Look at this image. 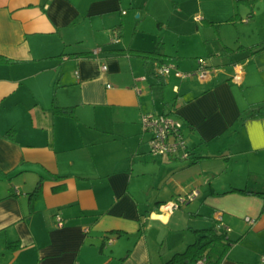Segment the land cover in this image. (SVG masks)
I'll list each match as a JSON object with an SVG mask.
<instances>
[{"label": "crops", "instance_id": "0c3cea01", "mask_svg": "<svg viewBox=\"0 0 264 264\" xmlns=\"http://www.w3.org/2000/svg\"><path fill=\"white\" fill-rule=\"evenodd\" d=\"M163 6L0 0V264H167L204 232L226 233L220 217L233 245L218 264H264V116L242 121L264 105L236 95H252L256 59L206 80L156 76L157 63L200 67L148 42ZM157 113L184 122L191 160L151 152L142 120ZM212 157L231 173L221 182L200 162Z\"/></svg>", "mask_w": 264, "mask_h": 264}, {"label": "rangeland", "instance_id": "374dc122", "mask_svg": "<svg viewBox=\"0 0 264 264\" xmlns=\"http://www.w3.org/2000/svg\"><path fill=\"white\" fill-rule=\"evenodd\" d=\"M174 1L180 3L178 8ZM163 7L164 13L160 15L164 24L162 28L158 21L146 23L148 42L163 41L164 49L171 55L184 54L189 62H198V67L199 62L205 60L212 69L214 66L231 69L236 61L253 55L256 74H261L259 81L254 78L251 82L256 87L250 89L252 95H246L247 99L241 86L236 89V95L241 94L246 108L251 100L264 105V51H258L264 46V0H164ZM221 39L227 43V51L223 56L219 55L222 59H218L217 65L210 57L215 55L213 59L216 58ZM210 53L214 54L210 56ZM224 160L212 157L200 162L204 168L213 169L214 175H221L218 177L221 182L231 174L225 173L227 165ZM176 162L183 164L187 161Z\"/></svg>", "mask_w": 264, "mask_h": 264}, {"label": "built area", "instance_id": "2783aa9c", "mask_svg": "<svg viewBox=\"0 0 264 264\" xmlns=\"http://www.w3.org/2000/svg\"><path fill=\"white\" fill-rule=\"evenodd\" d=\"M115 42H119L115 40ZM100 51V50H99ZM155 74L160 78L169 76L172 72L176 73L177 77L190 78L196 76L201 80H206L210 77L211 68L205 60L200 61L199 69L194 73H183L175 66L157 63L155 66ZM107 70V66H103ZM145 79V78H144ZM142 125L146 133L151 134L150 147L151 152L156 156L174 157L181 161H189L192 159V153L189 149L187 139L184 134L185 124L181 120L167 114H147L143 117ZM200 195L198 190H195L185 196H180L176 201L169 202L165 205L166 209L174 212L182 205L195 201ZM220 219V227L224 228L228 233L231 231ZM59 221H61L59 219ZM250 224H255L254 219L248 218ZM59 225H63L62 222ZM197 264H207L206 259L199 260Z\"/></svg>", "mask_w": 264, "mask_h": 264}, {"label": "trees", "instance_id": "16d2710c", "mask_svg": "<svg viewBox=\"0 0 264 264\" xmlns=\"http://www.w3.org/2000/svg\"><path fill=\"white\" fill-rule=\"evenodd\" d=\"M264 51V46L258 50ZM257 51V52H258ZM256 52V53H257ZM157 54L156 52L145 54L142 53L141 57L144 60L149 59L150 57ZM264 116V106H259L258 108H253L248 115H246L242 121L247 118L261 117ZM241 193H245L244 190H238ZM228 232L220 233L216 229H211L201 236L198 237V240L195 244L191 245L188 251L184 254H177L173 257L167 264H180L185 262L187 259L192 260L195 264L199 259L207 260V264H218L219 259H221V252L226 253L233 245V242L229 241ZM217 257L218 260L215 261L214 258Z\"/></svg>", "mask_w": 264, "mask_h": 264}]
</instances>
